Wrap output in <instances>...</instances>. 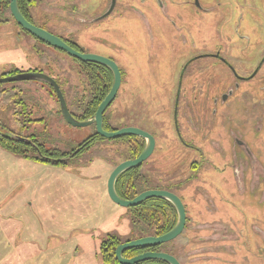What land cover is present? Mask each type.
I'll return each instance as SVG.
<instances>
[{"label":"rangeland","instance_id":"obj_1","mask_svg":"<svg viewBox=\"0 0 264 264\" xmlns=\"http://www.w3.org/2000/svg\"><path fill=\"white\" fill-rule=\"evenodd\" d=\"M214 1L201 0L206 5ZM219 1L220 4L214 12L215 15H222L221 19H216L215 15L187 9L185 6L178 8L182 19L177 25L185 28L187 26L196 43L191 54L196 53L204 41L206 49L216 47L219 42V37L215 36L218 32L216 28L224 32L231 30L236 17L232 20L231 13L226 11L234 10L235 1L241 6L235 7L237 10L232 12L235 16L241 11L243 14L240 31L251 37L264 39V0ZM109 3L110 0H47L39 3L38 9L34 8V15H37L36 12L40 13L38 22L42 23L44 13L48 25L54 24L60 30L63 26H68V22L74 23L66 17L72 10L74 14L80 12L85 19L82 26L79 24V30H82L81 46L88 53L112 59L122 70L120 98L110 108L112 123L119 121V128L135 126L156 135L157 147L141 171H147L151 179L159 183L171 185L179 182L177 187H173L191 216H187L188 228L167 249L171 248L182 264H264V209L260 208L264 203L257 195L249 196L256 204L253 206L250 200L241 201L237 193L231 194L234 191L231 174L233 170L227 165L233 160L231 153L224 157L215 149L218 140L213 131L210 138L204 141L202 156L180 145V140L176 139L177 134L173 132L170 102L178 83L176 73L179 75L181 71H178L179 67L173 71L174 56L169 43L174 41L176 44L179 41L177 34L173 41H168L171 32L165 24L158 21L152 5H149L150 11L143 15L146 23L138 12L142 7L139 0H116L110 14L101 17ZM129 4L132 6L125 7ZM7 32V26H0V49L13 47V38L11 35L5 36ZM158 38L165 42L159 43ZM222 49L235 62H248L247 56L254 57L253 59L259 57L255 50H233L227 41L223 43ZM155 50L162 56L151 69L147 64V57L152 56L155 61ZM41 56L42 60L49 59L51 71L58 76L68 100L73 103L74 96L81 95L84 87V72H77V66L69 58H66L65 69L60 72L55 64L61 59L54 52L44 50ZM2 58L0 74L11 68L26 69L37 66L31 64L37 61L32 52H20L17 59L10 55ZM6 61H13V65H7ZM178 61L181 62L180 59ZM37 64L45 67L40 59ZM183 73L180 75L183 76ZM169 78L174 81L168 82ZM32 88L33 94L38 95L39 86ZM26 98L33 101L32 96ZM74 103L70 105L72 110ZM49 116L50 129L45 131L38 126L41 129L38 131L39 135L46 132L49 147L59 146L60 149H66L90 132L89 127L74 129L65 125L61 116L55 118L52 113ZM3 121L11 128L15 127L11 116ZM179 134L188 141L189 135L186 131L180 130ZM223 138L224 135L220 136V145L229 150V141L227 137ZM246 138L249 142L264 144V138L260 141L262 135L256 138L248 134ZM212 140L215 144L211 143ZM169 141L176 142L175 149H170ZM111 144L105 142V145L95 147L96 144L68 165L61 167L37 162L31 154L16 155L0 147V264H103L99 256L100 242L107 234L119 233L120 236H126L130 229L127 209L117 207L106 193L108 177L106 180L105 177L111 165L109 163L112 160L116 162L119 158L117 149L112 150ZM162 150L166 152L158 158ZM262 151L256 153L258 166L254 169L260 177V187L264 186V178H261L264 176ZM245 154L244 159H247L249 154L247 151ZM174 155L179 156L178 160H186L181 167L175 166V169L180 168L178 173H174L178 175V179L170 183L171 181L160 178L163 171L158 163L168 164ZM192 161H196L199 168L197 175L189 179L187 176L191 174L189 167ZM256 181L255 178L252 184ZM199 182H204L202 188L209 189L208 194L211 197L203 194L193 196V187L201 186ZM207 206L212 208L207 210ZM210 217L230 226V231L212 232L213 237H217L220 242H205L201 239L209 233L205 226H208L206 221ZM193 223L199 225L196 231L192 229ZM219 226L217 223L215 227L219 229ZM12 237L14 243L18 244L15 255L11 254L12 250L14 252ZM211 240L214 241L213 238ZM200 246V252H193Z\"/></svg>","mask_w":264,"mask_h":264},{"label":"flooded vegetation","instance_id":"obj_2","mask_svg":"<svg viewBox=\"0 0 264 264\" xmlns=\"http://www.w3.org/2000/svg\"><path fill=\"white\" fill-rule=\"evenodd\" d=\"M41 2H47V0H17L18 7L23 17L29 23L58 36L61 40H63L76 51L80 53H88V51L81 46L82 30H79V26H82L85 20L83 16L80 15L81 13L77 11L76 14H74V11L72 10V13L68 14L66 17L69 18V20H72L74 23L68 22V24H66L68 26H63V28L59 30L56 26H54L53 23H51L53 24L51 26L48 25V22L46 21L47 19H44V13H42V23L38 22L40 19V17L38 18V15H40V13L36 12L37 15H34V11L36 8L38 9L39 6L37 5ZM139 3L142 7H140L138 12L142 18H144L143 15H145L147 11H150L149 5L153 6V13L157 16L158 21L165 24L167 29L171 32L170 39L168 40L169 42L175 39V34H177L178 36L177 40L179 41H175L176 44H174V41L169 43V48L172 49L171 51L174 56L173 71L176 69V67H179L178 71H181V73L184 72L183 76L180 75L181 73L179 75L178 72L176 73V76L178 77V83H176L175 85L173 99L170 102L172 109L171 118L173 121V132L177 134V141L180 140V145H182L186 149H191L192 153L196 152L199 156H202L204 149L202 146H205L204 141L210 138V134L213 131V135L218 140V142L215 141L216 144L213 142V140L211 141V143L215 144V149L217 148L219 153L224 157H226L227 153H231L233 157V160L229 164H227L233 170L231 174L234 180V191H232L231 194L237 193L241 201L246 202L247 200H250L253 206H256V204L249 198V196L257 195L264 203V186H259L260 177L259 175H256V172H254V169H256L255 166H258V162H256L257 160L255 159L257 157L256 153L262 151L263 147L262 153L264 154V144L249 142L246 138V135L248 134L254 135L256 138L259 135H262L260 141H263L262 139L264 138V39H260L261 37L254 38L253 36L251 37L240 31L239 28L241 20L243 18V14L241 11L237 16H235L234 12H232L237 10L235 7L239 8L241 6L238 2L235 1L234 10L226 11L231 13L232 20H234V17H236L231 30L228 32H224L221 29L216 28L218 32H216L215 36L219 37V42L218 44H216V47L213 49H206L204 47L206 42L204 41L199 50L196 53L191 54L190 52L196 48V43L193 39V36L189 33L187 26L185 28L182 25L181 27L177 25V23L182 19L181 14L178 12V8L185 6L187 9H194L206 14L215 15L216 12H214V10L217 6H219V0H215L210 5L203 4L201 0H198L197 2L195 0H139ZM9 4L10 0H0V26H7L8 32L5 34V36L11 35L14 44L13 47L6 46L4 48H1L0 58L10 55L12 58L17 59L20 52H22L23 54L32 52L35 54L37 61L31 64L37 66H35V68L28 67L26 69L11 68L2 72L0 74V78L12 77L24 73H44L50 76L56 81L58 87L62 91L68 112L70 113L71 117L75 120H80L77 117V113L80 111L79 109L82 104L90 98L87 91V81H84V87L82 88L81 95L74 96L73 100L75 103L73 102L74 105L72 110L70 106L72 100L71 102L68 100L66 91L63 89L60 79L53 73V71H51V62L49 61V59L42 60L41 55L44 53V50L54 52L55 55H57L59 59H61V61L55 64V66L58 68V71L60 72L65 69L66 58L72 59V61H74L73 65L77 66V72L79 73H83L86 67L97 69L98 64L81 61L68 55L62 50L51 47L50 45L36 39L34 36L26 32L20 25L17 24L10 12ZM232 4L234 5V2H232ZM130 6L132 5H125V7L128 8ZM38 11L40 12V10ZM7 12L8 14H6ZM215 18L221 19L222 15H215ZM144 19L146 21V18ZM76 22H78V24H76ZM73 24H75L76 27ZM1 29H3V27H1ZM157 40L159 43L165 42L161 41L159 38ZM226 41L230 44L233 50L248 52L250 50H255L257 51V55L259 57L257 59H253L254 57L250 58L249 56H247L248 62H235L230 59V54L225 52L226 50L222 49L223 43ZM17 47L20 48L17 49ZM29 49L31 51H29ZM161 56L162 55L155 50V61L152 56L147 57V60L149 61H147V64H149V67L151 69H153V66L156 64V60H158ZM39 59L45 67L37 64ZM178 59H180L181 62H179ZM6 64L11 66L13 65V61H6ZM118 68L121 74V83L117 94L111 104L118 98H120L119 93L122 85L123 74L119 66ZM110 74V85H112L113 75L111 71ZM60 75L61 74H59V76ZM167 81L173 82L174 79L169 78L167 79ZM20 84L26 87L23 88L22 86H20ZM32 86H39L40 90L37 91L38 95L33 94L34 90ZM27 96H32L33 101H28L26 98ZM38 111L40 112V114H38ZM108 112H110L109 114L112 115L110 109L108 110ZM50 113L55 115V118L61 116V120L65 125L73 127L66 122L64 114L60 110L59 100L56 92L48 82L43 80L29 79L0 83V147L16 155L20 153L25 155L31 154L33 155L34 160H36L37 162L46 163L57 167L66 166L76 157L84 154L81 153L76 156L75 151L77 150L74 147L79 144V142L88 134L93 132L96 133L95 125L92 124L86 126L90 128V132L82 139H80L76 144L70 145L66 149H60L59 146L49 147L46 141V132L39 135L38 131L40 132L41 129H44L45 131H47V129H50ZM93 115L87 119L92 118ZM178 115L180 117H178ZM9 116H11V118L13 119L15 127L11 128L3 121V119L6 120V118H8ZM173 116L176 118V120ZM103 124L104 113L102 127ZM38 126H41L40 130L38 129ZM73 128L78 129L84 127ZM103 129L105 128L103 127ZM117 129H113L111 131H115ZM180 130H183L184 132L186 131L188 133V141H186L184 137L179 134ZM149 133L153 135L155 139V150V148L157 147L158 139L153 132ZM198 133L199 135H197ZM222 135H224L223 139H226L227 137L229 141V150L225 146L220 145V136ZM101 138H103L104 140L96 142L92 145V147H94L96 144L97 145L95 147H99V145H105V142H111L112 144L110 147L112 148V150H116L118 148L119 144L117 141H114L115 138ZM175 144L176 142H171V144H169V146H172H170V149H175ZM178 151L181 152V150ZM245 151H247L249 154L247 159H244V157H246ZM165 152V150H162L158 155V158L162 157ZM152 154L149 156V158L152 157ZM184 155L185 154H182V156ZM178 157V155L172 156L168 164L158 163L163 171L161 172L163 175H161L160 178H163L166 181L169 180L171 181L170 183H172L175 179H178V175H174V173L180 168L175 169V166L181 167L182 164H185L184 162L186 160V158L181 159L184 160L182 162L181 160L177 159ZM148 159L143 161L137 167L142 168ZM115 163L116 162H113V160L110 161L109 164L111 165L110 168H108V173H106L105 180L109 176L113 168L120 162H118L116 165ZM246 164L248 165L247 167ZM198 168L199 165L196 161L190 162L189 171L191 174L187 177L189 179L194 178L197 175L196 173H198ZM255 178L257 179V181L255 184H252V181H254ZM261 178H264V176H261ZM153 183H156L154 184V186L159 185L161 189L168 190L176 194V189L174 188L177 187V184L179 182H175L171 185H166L157 181H153ZM199 184H201V186L195 185V187H193L194 197L196 194H203L205 196L211 195L208 194V191H210L209 189L202 188L204 182H199ZM173 185L175 187H173ZM236 187L238 192H236ZM209 197L207 198L209 199ZM115 205L124 209L128 208L118 206L117 204ZM184 207L186 211V223L184 227L185 230L188 228L189 223V220L187 218L191 216L188 215V210L185 204ZM211 208L212 206H207V210H210ZM260 208L264 209V204L260 206ZM212 219L213 218L210 217L206 221L208 222V226H205V229L208 230L209 233L201 239H203V241L205 242H220L217 237H213L212 232H227L230 231V226H227L223 222L214 221ZM217 223L220 225L219 229L215 227ZM193 224L194 225L192 226V229L196 231L197 226L199 225L196 223ZM12 234L13 231L10 232L11 236ZM192 238H194V236ZM211 238H213L214 241H212ZM12 243L14 245V252L12 250L11 254L15 255V253L17 252L16 247L18 246V244L17 242L14 243L13 240Z\"/></svg>","mask_w":264,"mask_h":264},{"label":"water","instance_id":"obj_3","mask_svg":"<svg viewBox=\"0 0 264 264\" xmlns=\"http://www.w3.org/2000/svg\"><path fill=\"white\" fill-rule=\"evenodd\" d=\"M195 1L197 2L198 0ZM115 3L116 0H110L107 10L105 11L104 14L101 15V17H105L108 14H110V12L113 10L115 6ZM9 9L17 24L20 25L26 32L34 36L36 39L50 45L51 47L62 50L66 52L68 55L77 58L81 61L97 63L107 67L113 75V81L108 93L98 105L93 117L81 121L75 120L71 117L70 113L68 112L64 96L62 94V91L58 87V84L54 79H52L50 76L44 73H24L12 77H4V78H0V83L14 81V80L20 81V80H29V79L46 81L54 88L59 100L60 110L64 114L66 122L71 126L86 127L94 124L96 133L101 137L107 139L126 136V135H134L143 138L145 144L140 154L134 159H127L120 162L110 172L106 182L107 194L112 202H114L115 204L121 207L135 206L148 198L160 197L168 200L176 210L177 213L176 224L166 233L159 236H143L119 244L114 250V256L117 262L120 264H136L141 261L156 259V260H162L167 264H182L178 260V258H176L174 255L164 251H145L131 258H125L122 255V252L126 249L143 248L148 246L159 245L177 238L184 230L186 223V211L181 198L177 194L168 190L148 189L142 191L132 199H123L116 192L115 181L118 175L129 168L139 166L143 161L149 158V156L153 153L155 147V139L153 135H151L149 132L141 128L135 126H124L115 131H106L102 127L103 113L105 109L114 100L121 83V74L117 63L112 59L102 55H98L94 53H80L75 49H73L71 46H69L67 43H65L63 40H61L58 36L29 23L23 17L18 7L17 0H10Z\"/></svg>","mask_w":264,"mask_h":264},{"label":"trees","instance_id":"obj_4","mask_svg":"<svg viewBox=\"0 0 264 264\" xmlns=\"http://www.w3.org/2000/svg\"><path fill=\"white\" fill-rule=\"evenodd\" d=\"M97 66V69H92L90 67L84 69L85 82L87 81V91L90 98L82 104L79 109L80 111L77 113V117L80 120L87 119L95 113L97 106L105 97L111 86L110 70L100 64ZM113 103L104 112L103 127L108 131L119 128V121L112 123V115L108 112ZM102 140L104 139L94 132L88 134L74 147L77 150L75 151L74 149L76 156L81 153H86L93 144ZM114 141H117L119 144L116 150L119 158L116 163L137 157L144 147V140L141 137L134 135L118 137L115 138ZM141 169V167L129 168L118 175L115 181V188L120 197L131 199L145 189H161L159 185L154 186L151 175H149L147 171H144L145 173L142 172ZM127 210L129 212L130 222L128 234H126V236H120L119 233L107 234L99 244V256L103 264H120L114 257V250L120 243L143 236L162 235L169 231L177 220L175 208L164 198L151 197L138 205L128 207ZM176 240L177 239H174L167 243L155 246L126 249L122 255L126 258H130L144 251H165L178 258L171 248L167 249V246L171 245L172 242H175ZM185 242L187 243V241ZM136 264L167 263L162 260L149 259Z\"/></svg>","mask_w":264,"mask_h":264},{"label":"crops","instance_id":"obj_5","mask_svg":"<svg viewBox=\"0 0 264 264\" xmlns=\"http://www.w3.org/2000/svg\"><path fill=\"white\" fill-rule=\"evenodd\" d=\"M105 191H106V190H105ZM201 227H203V226H201ZM12 240H14L13 237H12ZM207 242H211V241H207ZM201 246H202V244H201ZM201 246H200L198 249L194 250L193 252H195V253L200 252V250L202 249ZM17 247H18V246H17ZM204 251H205V250H204Z\"/></svg>","mask_w":264,"mask_h":264}]
</instances>
